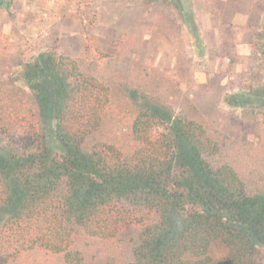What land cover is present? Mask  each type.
Listing matches in <instances>:
<instances>
[{"label":"trees","instance_id":"trees-1","mask_svg":"<svg viewBox=\"0 0 264 264\" xmlns=\"http://www.w3.org/2000/svg\"><path fill=\"white\" fill-rule=\"evenodd\" d=\"M24 77L37 118L21 132L0 119V264L36 246L83 264L78 232L112 240L132 223L140 233L130 264H264V196L216 160L220 138L187 95L177 90L170 104L146 94L129 153L88 145L111 89L77 60L50 50ZM52 124L58 149L40 127Z\"/></svg>","mask_w":264,"mask_h":264},{"label":"rangeland","instance_id":"rangeland-1","mask_svg":"<svg viewBox=\"0 0 264 264\" xmlns=\"http://www.w3.org/2000/svg\"><path fill=\"white\" fill-rule=\"evenodd\" d=\"M50 50L111 89L88 145L132 152L136 105L146 94L174 104L180 90L220 138L216 160L264 196V0H0L2 124L21 132L37 118L24 66ZM40 127L58 149L54 124ZM139 233L136 223L112 240L78 232L74 248L83 264H130ZM20 263L67 264L63 253L38 246L9 262Z\"/></svg>","mask_w":264,"mask_h":264}]
</instances>
